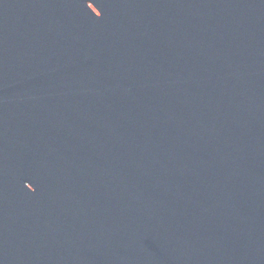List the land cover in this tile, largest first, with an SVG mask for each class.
Segmentation results:
<instances>
[{
  "label": "water",
  "instance_id": "water-1",
  "mask_svg": "<svg viewBox=\"0 0 264 264\" xmlns=\"http://www.w3.org/2000/svg\"><path fill=\"white\" fill-rule=\"evenodd\" d=\"M0 264H264V0H0Z\"/></svg>",
  "mask_w": 264,
  "mask_h": 264
}]
</instances>
